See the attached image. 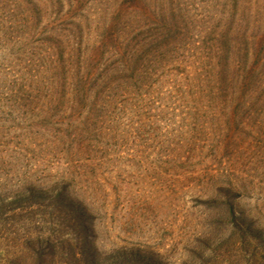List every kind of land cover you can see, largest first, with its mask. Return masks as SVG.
<instances>
[{"label":"rangeland","instance_id":"rangeland-1","mask_svg":"<svg viewBox=\"0 0 264 264\" xmlns=\"http://www.w3.org/2000/svg\"><path fill=\"white\" fill-rule=\"evenodd\" d=\"M157 1L170 8L168 20L170 13L175 19L181 16V24L188 29L180 41L169 44L164 57L167 72L155 84L158 91L149 102L151 109L130 111L131 102H125V109L113 115L111 127L101 131L92 127L81 139L71 140L70 158L63 154L61 136L54 139L53 115L47 113L44 102L24 104L22 110L16 102L13 110H0V187L8 170L13 183L28 175L31 184L44 190L71 177V191L87 185L80 192L94 217L87 229L94 234L97 254L90 259L92 248L86 245L76 261L57 253L42 261L38 258L35 247L40 242L43 247L59 230L54 204L49 203L0 215V264H264L263 111L252 89L220 101L211 93L203 94L219 82L215 76H233L229 83L239 89L249 79L254 48L264 39V0H237V11L227 20L214 16L224 0ZM105 5L111 10L109 3ZM38 7L40 24L33 37L38 40V59L45 42L66 56L73 52L84 57L93 22L85 23L87 30L80 28L84 31L79 32L78 44L52 30L51 36H43L46 15H42L50 6L45 2ZM89 13H84L85 20L92 17ZM240 15L244 20L238 19ZM220 31L229 40L249 34L243 46L246 53H237L231 41L223 42V47L212 41L211 50L208 37ZM217 49L222 53L217 55ZM22 57L26 56H18ZM260 57L256 69L263 73L264 48ZM48 62L43 57L28 70L36 75L38 66H53ZM208 70L214 72L204 75ZM177 88L182 92L179 97L172 91ZM79 147H94L96 155L102 156L101 164L91 165L93 158L79 154ZM228 184L234 217L209 202L219 187ZM222 199L217 202L221 204Z\"/></svg>","mask_w":264,"mask_h":264},{"label":"trees","instance_id":"trees-1","mask_svg":"<svg viewBox=\"0 0 264 264\" xmlns=\"http://www.w3.org/2000/svg\"><path fill=\"white\" fill-rule=\"evenodd\" d=\"M41 1L43 0H0V53L4 56L0 59V110L3 108L13 110L16 102L19 103L20 110L24 104L27 106L36 100L40 104L44 102L47 113L53 115L51 118L56 127L52 128L54 139L57 140L56 135L61 136L63 154L70 158L68 149L71 140L81 139L92 127L97 126L98 131L103 130L105 126L111 127L113 115L125 109L122 107L125 102H131L130 111L151 109L149 102L155 98L158 91L155 84L167 72L164 57L168 54L169 44L173 40L180 41L188 27L181 24L183 21L181 16L175 19L174 13H170L172 18L169 21L166 13L170 8L164 9L163 4L157 0H98V4L93 0L92 4L94 2L97 4L94 5V9L91 7V0ZM236 1L224 0L225 3L220 5L214 16L232 19L230 14L236 13L238 8ZM45 2L49 4L50 10L42 15H46L40 33L43 36H51L52 30L65 36L68 41L73 38V43L78 44L76 41L81 35L79 32L86 29L85 23L93 22L90 24L93 25V33L88 35L91 43L86 45L84 57L74 55L73 52L66 56L65 53L57 51L51 42L44 45L45 42L44 50L38 59V40L33 37L36 38L40 24L38 6ZM88 2L90 6L87 8ZM106 2L111 5V10L105 5ZM170 5L173 6V2H170ZM242 10L243 7H240V12ZM85 12H91L89 16L92 17L85 20ZM238 19L244 20V16L240 15ZM222 31L208 37L211 41V50L212 41H218L222 47L223 42L231 41L237 53H246L243 46L249 34H236L229 40V35L222 34ZM216 37L218 39H215ZM260 42L254 48L255 55L251 60L253 65L251 72H248L249 79L240 89L232 82L229 83L233 81V76L227 77L226 74L221 77L215 76V80L219 82L215 83V87L214 83L210 85L211 91L205 88L203 94L211 93L214 100L220 101L224 100L223 96L226 98L242 96L247 94V90L252 89L250 92L256 100L255 103L264 115V83L261 82L264 69L263 73L262 70L256 69L261 62L259 58L264 48V39ZM216 52L217 55L222 53L221 49H217ZM92 53H97V58L90 57ZM21 54L26 57L18 58ZM207 56L204 54V58L210 59ZM43 57L49 60V65L53 62V66L52 64V67L38 66V74L31 75L34 71L28 70V67ZM22 63L24 66L19 67ZM213 72L208 70L204 75ZM52 76H55V83ZM228 78L231 79L227 80ZM255 78L256 80H253ZM172 91L178 97L182 95L181 89L179 92L178 88ZM200 94L201 92H197L195 95ZM166 95H170V92L167 91ZM160 96L163 97V93L160 92ZM41 108L42 105L39 109ZM79 148V154H84L85 158H93L91 165L101 164L102 156L96 155L94 147ZM8 172L5 184L0 187V215L21 209L32 210L34 205L38 209L40 205L54 204L51 208L56 213L54 215L58 221V234L50 235L43 247L42 242L38 243L34 249L38 258L42 261L44 257H54L57 253L61 258L66 256L65 258L71 257L76 261L82 258V248L89 245L92 248L90 259L93 260L97 255L93 247L94 234L87 229V225L90 224L91 229L94 217L87 207L86 197L84 198L80 192L87 185L78 188L76 192L71 191L73 181L71 177L57 180L51 188L44 190L31 184L32 180L28 175H24L23 181L17 180L13 183L11 179L13 176L9 170ZM217 191L218 193L212 196L215 199L209 201L212 202L211 207L226 208L229 215L233 216L230 204L233 194L231 185L221 186ZM220 196L223 198L221 204L217 202ZM46 201L48 204H44ZM241 238H244L242 233Z\"/></svg>","mask_w":264,"mask_h":264}]
</instances>
